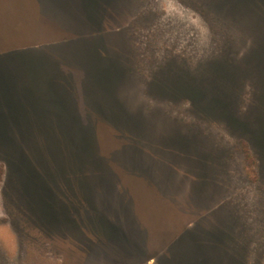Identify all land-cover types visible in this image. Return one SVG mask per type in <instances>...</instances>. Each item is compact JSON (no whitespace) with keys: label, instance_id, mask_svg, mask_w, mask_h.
Returning <instances> with one entry per match:
<instances>
[{"label":"rangeland","instance_id":"obj_1","mask_svg":"<svg viewBox=\"0 0 264 264\" xmlns=\"http://www.w3.org/2000/svg\"><path fill=\"white\" fill-rule=\"evenodd\" d=\"M0 264H264V0H0Z\"/></svg>","mask_w":264,"mask_h":264},{"label":"trees","instance_id":"obj_2","mask_svg":"<svg viewBox=\"0 0 264 264\" xmlns=\"http://www.w3.org/2000/svg\"><path fill=\"white\" fill-rule=\"evenodd\" d=\"M209 61H208L209 63H207L204 66L208 70L207 73L209 74L207 77L204 78V81L203 79L202 80L199 79V83H198L199 87H201L202 90L205 92H216L217 94L222 96L223 99L226 97H223L222 94H224V92H222V90L220 89V85L224 84V86L227 88L228 86L235 87L236 85L238 86L240 84H245L247 86L248 81L253 79L254 76H256L253 67L251 69L247 68V66L243 67L242 65H239V67L237 68L234 67L235 65L238 64L237 62L238 60L234 59V56L229 57L228 55H224L221 58H216L215 60H209ZM186 76H190V75L185 72H182L178 75L179 78L182 77L185 78ZM195 80L197 81V79ZM205 81H207L208 83L206 84ZM193 83L196 84V82ZM245 97L247 98V92L246 95H244V93L242 94V98L239 100L241 104ZM225 100L227 102L228 100L234 101L235 98L233 100V97L230 96L229 99H225Z\"/></svg>","mask_w":264,"mask_h":264},{"label":"crops","instance_id":"obj_3","mask_svg":"<svg viewBox=\"0 0 264 264\" xmlns=\"http://www.w3.org/2000/svg\"><path fill=\"white\" fill-rule=\"evenodd\" d=\"M8 1H11V0H6V2H8ZM6 12H5V16H6V20H7V23H6V25H7V28H9L10 27V24H9V19L10 18H13V17H15V16H20V5L19 6H17V7H14V6H10L9 4H7L6 5ZM21 11L25 14V15H27V13H29V11L27 10V9H25L24 10V3L22 4V9H21ZM16 13H17V15H16ZM18 19H21V17L20 18H18ZM36 26H37V24H36ZM8 30V29H7ZM25 42V44H22V46H23V48L25 47V48H27V46H29V41L28 40H24ZM15 44H20V43H18V42H14ZM14 44V45H15ZM20 44V45H21ZM36 83H37V81H36ZM43 84H45V83H43ZM43 89V88H42ZM36 90H37V87H36ZM41 90V89H40ZM46 99V98H45Z\"/></svg>","mask_w":264,"mask_h":264}]
</instances>
